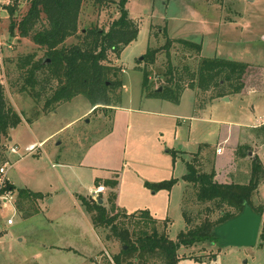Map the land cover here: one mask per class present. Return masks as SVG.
<instances>
[{
	"label": "rangeland",
	"instance_id": "rangeland-1",
	"mask_svg": "<svg viewBox=\"0 0 264 264\" xmlns=\"http://www.w3.org/2000/svg\"><path fill=\"white\" fill-rule=\"evenodd\" d=\"M14 1L0 0V85L4 89L7 104L21 114L22 120L1 137L0 165L6 161L12 163L8 169L9 179L13 177L18 185L42 189L49 192V195L43 204L44 210L37 211L38 200L19 198L15 191L17 211L11 207L2 209L4 215H0V228H4L0 231V264H44L43 259L50 257L52 251L43 253V241L56 238L63 230L61 221L52 222L48 218L61 220L71 210H77L84 219L79 209L82 201L79 196L75 199L74 191L87 193L90 186L97 185L99 179L95 180L96 176L112 175V170L118 171L117 191L121 206L128 211L149 209L157 217L153 225L173 239L186 227L183 209L196 222L205 218L216 220L221 214L220 210L212 211V202L199 201L195 186L187 184L183 192L181 175L186 166L183 157L177 152L197 149L198 141L205 138L215 142L219 128L223 130L225 124L208 120L197 122L187 117L183 119L192 114L193 90L189 87L183 93L180 103L146 96L147 91L143 89L142 83L143 68L148 65L150 82L158 87L165 82L163 78L170 58L174 65L186 73L185 76H188L185 65L189 63L191 68L196 69L200 65L201 52L197 53L176 43L170 49L169 58L165 48L160 49L167 40L165 27L170 36L201 42L202 53L205 55H214L218 51L223 55L264 64V0H128L126 6L130 17L139 26V34L120 54L110 51L106 60L116 68L110 77L121 78L123 81L120 87L110 92L114 101L120 96L117 105L121 107L100 104L85 115L92 103L82 93L48 106L46 97L52 92L50 86L40 97L34 96L29 89H21L27 67L19 68L17 57L30 52L36 53L35 58L47 57V48L36 43L30 36L19 34L17 24L28 10L30 0H19L12 14L6 4ZM120 13L119 0H83L79 35L69 36L66 43L78 41V36L84 35L86 29L93 25L108 29ZM230 17L235 19L233 22L244 21L248 26L245 28L239 24L234 29L228 22ZM47 22L45 13H42L38 26ZM235 36L237 40H231V43L230 37ZM149 44L159 50L155 62L147 64L143 54ZM56 84L54 81L53 87ZM160 102L169 106V109L162 107ZM252 104L257 112L251 111ZM202 105L201 114L205 117L241 121L243 124L248 119L245 114L258 113L257 117L264 114V92L235 94L230 104L219 99L212 103V100L207 99L202 101ZM171 111L182 114V121L178 122L176 116L167 114ZM191 125H194L192 131L189 130ZM9 136H13V139L9 140ZM40 139L45 140L40 153H29L18 159L27 151V142ZM14 143H18L21 148L12 151ZM58 161H67L68 166ZM172 177L177 180L170 188L153 189L150 185V182ZM111 190L106 187L105 191L98 194L109 208ZM87 196L95 198L93 193ZM6 213L14 216L13 224L6 225L10 215ZM128 225L133 232L141 227L148 228L144 217L132 218ZM263 226L264 220L260 232ZM100 227L105 248L100 250L96 260L98 264H107L108 259L121 250L122 242L114 236L107 238L109 227ZM76 232L73 230V235ZM39 250L44 256L36 255ZM56 254L58 257L64 255ZM178 255L181 258L176 264H264V241L258 237L255 245H233L224 240H206L189 246L182 245ZM77 260L76 256H71L69 261L76 264ZM128 262L165 264V259L158 253L148 256L136 254L125 259L124 264ZM86 264L95 263L89 260Z\"/></svg>",
	"mask_w": 264,
	"mask_h": 264
},
{
	"label": "trees",
	"instance_id": "trees-1",
	"mask_svg": "<svg viewBox=\"0 0 264 264\" xmlns=\"http://www.w3.org/2000/svg\"><path fill=\"white\" fill-rule=\"evenodd\" d=\"M128 0H119L120 15L115 18L108 29L93 25L86 29L84 35L78 36L76 42L67 44L69 36L77 35L79 31V16L83 0H30V6L26 13L18 21V32L22 36H30L36 43L47 48V57L35 58V52L20 54L17 57L19 68L27 67L22 90L29 89L34 96L40 97L46 93L48 86L52 88L51 94L46 97V104L70 100L77 94H84L91 101L95 110L100 104L117 105L120 96L114 101L110 92L123 84L121 78H111L110 73L116 69L106 62L109 52L120 54L122 49L135 40L139 34V26L130 17ZM19 5V0L6 4L10 13L14 14ZM45 13L48 22L38 26ZM167 40L160 47L165 48L169 58L171 47L176 43L184 48L201 52L202 43L186 38L170 36L167 27L164 30ZM79 35V34H78ZM159 48L149 44L144 59L149 63L156 60ZM201 57V54H199ZM148 66V65H147ZM145 65L143 68V89L148 97H159L179 103L183 91L189 88L207 87L212 84H220L224 77L236 87L244 86L243 77L249 67L247 62L231 61L219 57H203L198 68L185 65L188 76L181 71L179 66L169 60L168 70L163 78L162 89L155 87L150 82V71ZM229 67V69H227ZM56 86L53 87V82ZM120 105V104H119ZM117 105V106H119ZM116 106V107H117ZM115 107V108H116ZM22 120L21 114L7 104L3 87L0 85V141L11 127L17 126ZM244 145L240 147L242 149ZM197 154V153H196ZM186 172L182 178L188 186L196 187V196L199 201L212 202V211L219 209L220 216L216 220L205 218L200 222L186 210L183 214L186 219V227L180 230L177 238L173 239L168 234L160 232L153 225L156 223L149 209H141L133 212L116 210V192L111 190L108 202H99L98 199L80 194L79 197L85 208L91 213L95 226L109 227L107 238L114 236L121 240V250L108 259L107 264H124L125 259L139 254H161L165 264H176L181 258L178 249L182 245H193L201 241H218L225 239L218 233L217 228L229 219L242 213L247 206L260 213L264 217V204H255L253 194L258 188L261 178L264 176V167L259 157L255 156L252 164L251 176L248 182H224L216 178L215 168L204 170L199 166L196 155L186 161ZM177 179L175 177L150 182L153 189L162 187L170 188ZM107 183L115 186L118 180L108 178ZM9 187L16 190V186L10 181ZM39 191H33L25 187L18 189L19 198L41 197ZM100 197H102L100 195ZM185 203V202H184ZM112 209V211L110 210ZM122 217L126 219H120ZM144 217L148 228L141 227L134 232L128 225L132 218ZM264 220V219H263ZM260 239L264 241V226L260 232ZM132 264V262H128Z\"/></svg>",
	"mask_w": 264,
	"mask_h": 264
},
{
	"label": "crops",
	"instance_id": "crops-1",
	"mask_svg": "<svg viewBox=\"0 0 264 264\" xmlns=\"http://www.w3.org/2000/svg\"><path fill=\"white\" fill-rule=\"evenodd\" d=\"M251 1H254V0H251ZM229 19L230 20L228 22L231 23V27L234 29H237L239 27V24L241 26H244L245 28L248 26V24L244 21L238 23L236 21L233 22L232 20H235V19H232V17H230ZM231 40L233 41L237 40L236 36L233 38L230 37V42ZM200 54H201V58L219 57V58H224L226 60H231V61L247 62L249 67L247 69L246 75H244L243 77L245 84L242 87L237 88L236 84H234L233 86L230 85L229 84L230 81H228L227 78L224 77V79L221 80L220 84L214 83L205 88L199 87V86H197V88L195 89L191 88L193 90V94L191 96L192 97L191 98L192 99V102H191L192 114L189 116L188 115L184 116L183 119L187 117V119L195 120L197 122L208 120L214 123L225 124V126L223 127V130L222 128H219V135H218V138L214 140L215 142L210 141L208 138H205V139H202V141H198L197 149L178 150L177 154L183 157L185 166H186V161L192 159L193 156L196 155L199 166L203 168L204 170H210L212 168H215L216 178L221 181L248 182L251 176L252 164H253V159L255 156L259 157L264 167V155H263V152H264L263 150L264 148L263 147L264 146V114L258 117H257L258 113L257 114L254 113L255 117L253 116L254 114H245V117L248 116V119H246L245 121L247 122L243 124L241 121H232V120L226 121V120H221L220 118L213 117V116L205 117L204 115L201 114V109L203 108L202 101L203 100L206 101L207 99H209V100H212V103H214L215 100L219 99L221 101L223 100V102L226 104H230L235 94H246V93L247 94L248 93H252V94L259 93L260 94L261 92H264V64L258 63V61H250V60L243 59L240 57H231L228 55H223L222 53H219L218 51H216L214 55H205L202 53V49H201ZM228 54H231V53H228ZM227 69H229V67H227ZM251 78H253L252 81L248 82V80H250ZM186 90L187 89H185L183 93ZM182 96H181V99H182ZM156 99H159L161 101L168 100V99H162L159 97H157ZM160 104L162 107H166V108L169 107V106L162 105L161 102ZM119 107H121V105L117 106L116 108H119ZM93 108L94 107L91 105V107L87 111H85L84 115L90 112ZM251 111L252 112L256 111V107L254 104H252ZM262 112H264V109H262ZM167 114L173 115L174 117L176 116L178 118V122L182 121L181 116L183 115L177 113V111H175L174 113L173 111H171V112H168ZM193 129H194V125H191L189 130L192 131ZM11 139H13V136L12 137L9 136V140ZM40 140H37V142H40L42 144L36 150L32 152L26 151L25 154L20 156L18 159L19 160L22 159L29 153H35V152L40 153L42 150L43 144H44L43 142L45 141L43 139L41 141ZM33 142L34 141H29L27 142V144L33 143ZM14 144H17L19 146V149L21 148V146L18 143H14ZM242 145H244V147L240 149ZM219 146L223 147L221 151L217 150ZM61 162L64 164L58 161L59 164L68 166L67 161H61ZM14 164H15V161L13 165ZM103 168L104 167H101V169ZM185 168L187 169V166ZM186 169L183 172V174L186 172ZM111 172H112V175L96 176L95 180L96 178L99 179L97 185L95 187L90 186L89 191L87 193H81L80 191H74L75 193L73 194H74L75 199L77 200L80 194L87 196L88 194L93 193V191L96 189L98 185H105V189L106 187H109V189H113L116 192V198H115L116 210L118 209L126 210L124 207L121 206L119 202L118 191H117L118 183L115 186H111L109 183L106 184L107 182L105 181L106 178L107 179L115 178L119 180L118 171L112 170ZM182 175H181V180L183 182V192H184L185 185H187V183L182 178ZM10 181L16 186L15 191L17 192V194H18V189L21 187H25L33 191L42 192L43 195L41 197L35 198L33 196V197H26L23 199L34 200V201L38 200L37 204L39 208L37 211L44 210L43 204H45L46 199L49 195V192H45L42 189H34L28 185H18L16 181L13 179V177L10 178ZM263 186H264V176L261 178L258 188L252 196V198L254 199V203L264 204V195H262V192H261V190H263ZM105 189L102 191H105ZM102 191H100L99 194H101ZM263 194H264V190H263ZM182 198H183V193H182ZM103 202H105L104 198H103ZM181 202H182V199H181ZM79 205H80L79 209L84 214V217H85L84 219L77 210H71L61 220H57L56 218H51L48 216L49 217L48 220L52 222L61 221L63 223L62 224L63 230L61 234L58 235L56 238L46 239L43 241L42 246L45 250V251L43 250V253L45 254L47 250H49V253L50 251H52L49 254L50 257H48L47 259H43L44 264L47 262H51V264H74V262L69 261L71 256L72 257L76 256V259H78L77 261H75L77 262L76 264H86V262L89 260L93 261L95 264H98L96 259H98L99 252L101 249L105 248V243L103 241V238H101V235L99 232V228L101 227L95 226L92 221L91 213L84 207L82 203ZM128 212H133V211H128ZM6 214H10V213H6ZM0 215H4L2 208H0ZM9 216H11V214ZM262 221H263V216H262ZM65 225L67 227H64ZM73 230L77 231L76 234L74 235H73ZM20 237L25 238L23 235H20ZM41 253L42 251L39 250L36 252V255L37 256L43 255ZM56 253L58 254L61 253L64 255H62V257H58ZM68 254H70V256Z\"/></svg>",
	"mask_w": 264,
	"mask_h": 264
},
{
	"label": "water",
	"instance_id": "water-1",
	"mask_svg": "<svg viewBox=\"0 0 264 264\" xmlns=\"http://www.w3.org/2000/svg\"><path fill=\"white\" fill-rule=\"evenodd\" d=\"M158 89L161 90L162 86H159ZM97 199L99 202H103L102 197L98 196ZM261 224L262 215L247 206L242 213L221 224L217 231L227 244L255 245L258 241Z\"/></svg>",
	"mask_w": 264,
	"mask_h": 264
},
{
	"label": "built area",
	"instance_id": "built-area-1",
	"mask_svg": "<svg viewBox=\"0 0 264 264\" xmlns=\"http://www.w3.org/2000/svg\"><path fill=\"white\" fill-rule=\"evenodd\" d=\"M42 143L40 142H33L29 143L26 146V150L29 152H32L36 150ZM222 146H219L217 148L218 151L222 150ZM19 149V146L17 144L11 146L12 151H17ZM12 165V163H9L6 161L4 164L0 165V208H6L11 207L12 210H16V204L14 201L15 198V190H13L11 187H9L10 179L8 177V169ZM105 189V185H98L96 189L93 191V196L95 199L99 196V192ZM17 211V210H16ZM14 216L11 214V216L7 217L6 219V225H11L14 223ZM4 228V227H3ZM0 228V231L3 229ZM6 229V226H5Z\"/></svg>",
	"mask_w": 264,
	"mask_h": 264
}]
</instances>
